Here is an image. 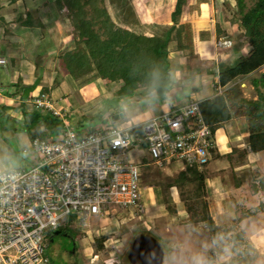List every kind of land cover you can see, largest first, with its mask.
<instances>
[{"label": "rangeland", "instance_id": "rangeland-1", "mask_svg": "<svg viewBox=\"0 0 264 264\" xmlns=\"http://www.w3.org/2000/svg\"><path fill=\"white\" fill-rule=\"evenodd\" d=\"M55 1L23 0L24 5L18 4V8L21 10L23 6L25 12L29 10L32 14H35L33 13V5L35 3L37 5L42 4V8L45 7L44 3H51L55 6ZM247 5L250 7L252 2L248 1ZM212 6L214 14L224 18L225 22H228L231 27L230 39L232 41L226 38L222 40L230 41L231 46H238L239 50L243 48L242 54H246L250 47L243 39L242 31L239 27V14L237 13L238 10L234 0H219L218 4L213 2ZM138 8L135 4V10H138ZM196 9L188 7L186 14L181 15L182 21L184 23L189 22L191 28L193 27L192 24H195L196 19L201 15L200 5ZM137 14L139 15L138 12ZM53 15L56 16L54 18L58 17V24L56 21L49 22L44 16L46 28L43 25L42 28H37L42 32L37 37L40 44L36 42L33 44L32 42L28 43L29 41H26L27 43L21 42L14 56H12V51H8L6 48V58L12 66L14 65L13 73L17 75L15 84L24 90L30 85L28 82L32 84L34 79L41 75V88L37 92L34 89L35 94L33 98L37 97L43 89H46V85L51 88L54 87V90H56L54 99L49 94H45V96H47V99L50 100V103L62 116L65 115L62 118L58 117L61 126L75 131L100 126L130 127L131 125L146 121L150 117L149 111L152 114L157 113L158 108L153 103H149V95L153 96V94H148V91H142L143 93L141 92V95H139L140 98L137 99H122L118 95L119 84L117 83L105 86L99 80H96L85 86H79L63 70L58 69V60L55 54L71 49L73 43L71 39L61 41L62 37L70 34L69 27L65 22L64 16L57 9L53 10ZM23 17L21 18L24 19ZM14 19L15 17L10 16L5 21L9 24ZM146 22L145 20L141 21V30L145 33L153 32L154 29L152 27L148 28L151 26V23ZM24 28L26 27L24 26ZM43 31L47 33L45 37L43 36ZM218 41L219 39L215 41V48L223 49L216 46ZM34 44L36 45L34 46ZM23 46L30 47L31 52L27 53L28 55L23 52ZM54 47L56 49L52 51ZM40 48H43V50L35 56L38 50L37 52L33 51ZM222 51L218 50V53ZM30 54L32 56L29 59L28 56ZM192 56L185 58L182 53L175 50L174 43L170 44L169 58L176 88L183 89L184 87L194 86V80L191 79V76L195 75L199 69L204 68L203 66H205L204 69L207 74L215 75V66H207L208 62L205 61H203V66L197 64L191 59ZM218 58H220L219 55ZM42 64H44L43 67ZM180 72H183V76L188 80L183 79L181 81L179 79L182 78ZM1 75L5 76L2 71H0ZM263 75L264 70L254 73L251 77L236 81L242 97L250 100L257 98V101L260 98L261 106H264V79L261 78ZM48 76L51 77L48 78ZM211 80L213 81V79ZM212 84L215 85L214 81ZM198 88H201V84L198 85ZM222 90L217 89L216 95L220 94ZM185 91L187 95L184 96L183 103L195 97V92H189L188 88H185ZM213 93L215 94L216 92L213 91ZM172 104L171 106L175 105V107L182 106L180 102H172ZM15 110L17 108L9 112L4 110L3 114L8 115L9 119L4 120L0 118L2 121L0 124V173L28 169L34 165L38 155L33 149L32 137L42 136L47 131L43 127L38 130H29L26 120L22 121V117H19L20 121L16 120ZM44 113V111H41V114ZM117 115H121V117L113 122L111 117ZM23 149L27 151L25 154H23ZM218 154L219 150L214 148L210 162L200 171L204 175V187L208 193L204 198L213 221L215 213L219 212V205H216L214 202L216 200L210 196L213 193L216 194V190L225 189L232 183L231 177L224 184L218 183L221 178L219 173L215 171ZM222 154L220 153L219 156L223 157ZM144 157L145 160L141 161L143 165L139 167L140 188L147 190L143 193L147 196L144 202V213L140 215L130 214L128 210H121L117 206H110L109 211L114 208L116 213L112 214L108 212L107 215H91L86 218L89 229V232L86 233L78 228L77 222L73 217H67L61 221V230H65L64 235H53L51 239H48L46 254L50 260V264H127L125 258L130 244L140 234H149L157 240L165 254L164 264H206L207 255L210 250H213L215 256H217L213 264H226L234 256L232 243L229 239L230 235L238 232L239 229H243L248 233L252 246L257 249L260 255V258L252 264H264V216H257L251 222L245 221L236 229L231 228L229 235L228 233L220 234L218 242L213 244L204 225L189 222L190 215L187 207L193 204V202L203 199H199L197 196L196 183L190 182L179 189L177 188V193L174 194L175 197L177 196V199L172 204L174 209L172 213L168 212L163 204L162 193L158 184L176 180L181 172H183L180 169L182 164L176 162L170 166L158 168L157 166L150 165V161L146 159V156ZM213 180L218 183L217 186L216 184L215 186L212 184ZM167 194L169 196L170 191ZM221 226L229 225L225 224ZM101 238L105 240L102 251L96 246V240Z\"/></svg>", "mask_w": 264, "mask_h": 264}, {"label": "trees", "instance_id": "trees-1", "mask_svg": "<svg viewBox=\"0 0 264 264\" xmlns=\"http://www.w3.org/2000/svg\"><path fill=\"white\" fill-rule=\"evenodd\" d=\"M16 1L9 0L10 3ZM218 1L213 0L217 4ZM248 1L252 2L250 7L247 5ZM234 2L239 14V27L243 39L250 49L246 54H239L231 63L218 67L215 86L223 90L213 98L199 102V107L212 135L225 122L237 121L242 134L246 135L249 150L256 154L264 150V106H261L260 98L257 101L242 97L236 81L264 67V0ZM207 3L208 0H175L170 13V24H150L148 28L152 27L153 32L145 33L141 30V19L132 0H56V9L64 16L70 31L65 40L71 39L73 43L71 49L55 56L58 60V69L63 70L79 86L96 80L105 86L117 83L118 95L122 99H137L140 98L142 91H148V94H153L149 95V103H153L156 108L163 104H172V101L179 103L187 93L185 87L176 89L169 46L174 43L175 50L182 53L185 58L194 54L192 28L189 23L181 22V15L185 7L197 10L196 7ZM20 24L30 28H42L41 23L29 15L24 21H20ZM215 31L217 37L227 35L225 32L223 34L218 24L215 25ZM206 36L204 33L199 35L202 39ZM232 50L238 53L239 47L235 46ZM261 78L264 79V75ZM40 79L41 77L37 78L22 90L18 98L20 102L34 96V89ZM14 86L19 87L17 84ZM47 91L43 89L39 95H48ZM4 95L10 94L5 92ZM19 107L22 108L23 105L16 108ZM7 108L9 106H0L1 119H9L3 114ZM22 115L29 130L46 128V133L39 136L41 139L57 137L63 130L59 118L50 113L41 114L34 109L30 112L23 110ZM1 122L0 120V124ZM241 154V157H245L243 153ZM203 176L200 171L187 168L176 180L158 186L166 210L172 213L174 211L172 204L177 199V196H174L177 188L190 182L196 183L197 196L203 199L187 207L189 222L204 225L210 241L216 244L219 235L227 233L229 235L231 228L236 227L243 215H240L241 211L235 210L236 217L229 226L215 225L204 198L207 194ZM260 210H264V202ZM60 232L65 233V230L60 229ZM229 239L234 256L226 264H252L256 260L258 253L245 238L242 230L230 235ZM104 244V238L96 240V246L101 251ZM216 258L215 252L210 250L206 264H213Z\"/></svg>", "mask_w": 264, "mask_h": 264}, {"label": "built area", "instance_id": "built-area-1", "mask_svg": "<svg viewBox=\"0 0 264 264\" xmlns=\"http://www.w3.org/2000/svg\"><path fill=\"white\" fill-rule=\"evenodd\" d=\"M216 46L231 47V42L219 40ZM5 67L0 56V68ZM29 102L39 112L65 116L45 94ZM32 146L38 155L34 165L0 173V264H50L48 239L67 217L86 233V218L116 213L110 206L143 214L147 190L140 188L139 167L144 156L158 168L179 162L182 171H201L215 142L199 102L191 100L130 127L63 128L57 137L34 138Z\"/></svg>", "mask_w": 264, "mask_h": 264}, {"label": "crops", "instance_id": "crops-1", "mask_svg": "<svg viewBox=\"0 0 264 264\" xmlns=\"http://www.w3.org/2000/svg\"><path fill=\"white\" fill-rule=\"evenodd\" d=\"M134 5L138 6V10L136 12L139 13L140 19L147 21L151 24H170V13L173 10L175 0H132ZM18 4H23V0H17L15 3H10L9 0H1L0 1V56L5 58L6 60V67L0 68V71L5 76H0V106H9L6 110L12 111L14 108L18 106L17 110L14 112L16 113V120H19V117H22L21 120H24L22 115V111L30 112L34 110V107L29 102L30 99L33 97H28L27 100L20 102L18 100L19 96L22 93V88H16L15 81H16V73H13V66L6 58V48L8 51H12V56H14L17 52V49L20 43H37L40 44L38 41V35L42 33L40 29L37 28H29L19 25L20 21H24L26 16H31L34 20H37L41 23V25L46 28L44 25V16L48 19L49 22H55L58 24V17L53 15V10H56L55 6L51 3H44L45 7L41 5H37L35 3L34 10L32 14L31 11H24V7L20 10L18 8ZM213 0H208V3L205 5H200L201 7V15L196 19L195 24H192L193 28V44H194V56H192V60L197 64L204 65V62H208V65L215 66V75L207 74L204 68L198 70L195 75L191 76V79L194 80V86H188L189 92H195L194 99H189V101H197L201 102L203 100L211 99L217 94V89H220L218 86L212 84V82L217 81L216 74L218 67L221 64L231 63L237 56L242 54L243 48L238 51V53H234L232 48L235 46H231L229 48L217 49L215 48V41L222 40V39H230L231 32H230V25L228 22H225L224 18L221 16H216L213 11ZM142 9V10H141ZM188 7H185L182 14H186ZM190 12V11H188ZM215 15V16H214ZM13 16L15 17L14 21L9 23L5 21L7 17ZM24 16V17H23ZM53 16V17H52ZM23 17L24 19H22ZM53 19H51V18ZM18 20V21H17ZM17 21V22H16ZM146 22V23H147ZM181 22L182 21L181 18ZM186 23V22H185ZM189 23V22H187ZM191 23H193L191 21ZM218 24L221 28V31L227 34L223 37H217L215 31V25ZM42 26V27H43ZM200 33H204L207 36L203 39L199 37ZM42 35V34H41ZM47 35L46 32L43 31V36ZM32 37V38H30ZM61 41H65V37H62ZM36 44H34L35 46ZM55 47L52 51H55ZM35 56L40 54V51L43 48L35 49L33 52H37ZM218 50H223L222 52L218 53ZM23 52L29 53L31 52L30 47L23 46ZM60 53V52H59ZM58 53V54H59ZM28 55V54H27ZM57 54H55L56 56ZM218 55L220 58H218ZM32 55L30 54L28 58L30 59ZM44 64H42V67ZM264 70V67L260 68L256 72H261ZM43 71V70H42ZM180 71V70H179ZM178 71V72H179ZM182 75L181 81L185 78L183 76V72H180ZM253 73V74H254ZM251 74L248 77H251ZM263 74V73H262ZM41 77V75L39 76ZM38 77V78H39ZM51 77V76H50ZM48 76V78H50ZM179 77V76H176ZM210 77V80H209ZM247 78V77H245ZM37 79V78H36ZM34 79V81L36 80ZM208 79V80H205ZM213 79V81L211 80ZM188 80V79H186ZM241 79H238L240 81ZM33 81V82H34ZM205 81V82H204ZM32 82V83H33ZM41 79L35 89L37 92L41 88ZM31 84V82H28ZM178 83V82H177ZM201 84V88H198V85ZM46 89L48 90V94L51 98L54 99V95L56 94V90L54 87L51 88L50 86L46 85ZM177 89V88H176ZM180 89V88H178ZM175 89L172 91V93ZM213 91L216 93L214 94ZM219 91V90H218ZM8 92L10 95L5 96L4 93ZM19 92V94H18ZM35 94V93H34ZM33 94V95H34ZM187 95V94H186ZM189 95V94H188ZM3 96V98H2ZM31 96V95H30ZM2 98V99H1ZM257 98H255L256 100ZM188 101V102H189ZM5 102V104H4ZM173 102V101H172ZM180 103L182 105L187 104ZM14 103V104H13ZM174 103V102H173ZM172 104H163L158 108L157 113H151L149 111V116H155L160 114L162 111L166 112L168 110H173L178 107L171 106ZM180 107V106H179ZM5 110V111H6ZM1 111V110H0ZM22 115V116H21ZM8 116V115H7ZM148 117V118H150ZM147 118V119H148ZM20 121V120H19ZM214 142L215 148L219 150V154L223 153V157L217 156L216 159V168L215 171L219 173L220 179L218 183L224 184L228 181V178L231 177V182L229 186L222 190H216V194H211V198L216 200L214 201L216 205H219V212L215 213L214 223L217 226L221 225H230L233 220L235 219V210L241 211L242 220L236 225L235 229L245 221L251 222L252 219L256 218L257 216H264V210H260L263 202H264V150L260 151L256 154H253L249 147L247 146L246 142V135L242 134L240 127L238 126L237 121L230 120L225 122L220 129H218L214 134ZM243 153L245 157H241ZM206 167V166H205ZM215 180H213L212 184L217 186ZM260 185V186H259ZM208 195V193L206 192ZM220 200V201H218ZM242 230L245 238L248 242L252 245L250 238L248 237V233L245 232L243 229H239L238 231ZM253 247V246H252ZM255 249V247H253ZM257 251V249H255ZM258 253V252H257ZM260 255L256 258L259 259ZM255 260V261H256ZM254 261V262H255Z\"/></svg>", "mask_w": 264, "mask_h": 264}, {"label": "water", "instance_id": "water-1", "mask_svg": "<svg viewBox=\"0 0 264 264\" xmlns=\"http://www.w3.org/2000/svg\"><path fill=\"white\" fill-rule=\"evenodd\" d=\"M121 115L113 116L114 122ZM56 231L54 235H59ZM127 264H164L165 254L161 245L149 234L137 235L131 242L126 255Z\"/></svg>", "mask_w": 264, "mask_h": 264}, {"label": "flooded vegetation", "instance_id": "flooded-vegetation-1", "mask_svg": "<svg viewBox=\"0 0 264 264\" xmlns=\"http://www.w3.org/2000/svg\"><path fill=\"white\" fill-rule=\"evenodd\" d=\"M59 231H60V230H59ZM59 235H64V234L60 232ZM74 251H75V250H74Z\"/></svg>", "mask_w": 264, "mask_h": 264}]
</instances>
